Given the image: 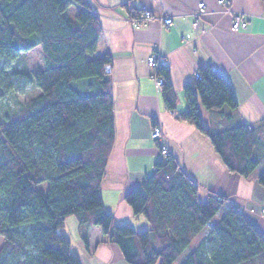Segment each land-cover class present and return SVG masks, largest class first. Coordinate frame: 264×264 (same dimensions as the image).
Wrapping results in <instances>:
<instances>
[{"label": "trees", "instance_id": "1", "mask_svg": "<svg viewBox=\"0 0 264 264\" xmlns=\"http://www.w3.org/2000/svg\"><path fill=\"white\" fill-rule=\"evenodd\" d=\"M72 6L79 8L75 19L66 15ZM101 35L89 0H0V60L11 64L37 47L43 56V66L28 76L39 95L0 120V264H82L62 233L72 216L87 248L85 228L99 227L128 264H174L183 255L181 264H264V234L227 198H203L170 153L126 196L148 229L118 225L106 211L101 186L115 143V114L106 72L111 57L96 56ZM199 73L185 86L188 110L180 118L210 140L229 172L250 178L261 164L257 129H208L196 91L208 111L233 112L238 104L223 74L209 67ZM158 75L165 105L174 110L168 66L160 64ZM17 89L0 67V101ZM258 181L264 188V167Z\"/></svg>", "mask_w": 264, "mask_h": 264}, {"label": "crops", "instance_id": "2", "mask_svg": "<svg viewBox=\"0 0 264 264\" xmlns=\"http://www.w3.org/2000/svg\"><path fill=\"white\" fill-rule=\"evenodd\" d=\"M89 2L102 28L96 56L109 55L112 66L109 77L115 143L101 186L106 211L118 225L149 228L143 216L134 214L126 196L142 188L145 178L155 172L164 147L194 181L203 198L209 194L227 198L264 234V188L258 181L264 167V1L226 0L232 13L248 20L247 29L238 32L232 31V14L225 12L218 0ZM201 2L205 10L197 15ZM74 7L78 13L79 8ZM144 9L156 16H171L172 25L153 21L136 29L127 23L128 17ZM151 54H157L170 70L177 97L174 110L167 109L162 87L155 84L153 76L158 69L148 67ZM206 67L226 77L238 106L233 112L227 107L208 111L196 91L204 125L215 132L239 124L257 129L256 157L261 164L250 178L229 172L210 140L180 118L188 110L185 86L195 81L200 68ZM221 113H232L233 117L226 120ZM155 125H160L164 134L158 141L151 138ZM81 231L77 218H67L62 233L71 241L82 264H128L120 248L103 236L99 227L85 228L88 248Z\"/></svg>", "mask_w": 264, "mask_h": 264}, {"label": "rangeland", "instance_id": "3", "mask_svg": "<svg viewBox=\"0 0 264 264\" xmlns=\"http://www.w3.org/2000/svg\"><path fill=\"white\" fill-rule=\"evenodd\" d=\"M76 14L77 9L74 6H72L66 13V15L70 19H75ZM42 66L43 56L41 48L39 47L35 48L27 54H23L16 62H13L11 64H6L4 60H0V67L5 68L9 71L18 86L17 91L12 92L6 98L0 101V120L6 114H13L18 112L23 104L31 101L37 95H39L40 92L30 82L28 76L38 71ZM41 188L46 190L48 188V184H43ZM220 216L221 214H218L212 222L216 223L220 219ZM72 218L75 220L76 217L72 216ZM3 246L4 239L0 237V251ZM193 247L194 245L191 247V249ZM191 249H189L186 253H188ZM183 259L184 255L180 257L174 264H181Z\"/></svg>", "mask_w": 264, "mask_h": 264}, {"label": "built area", "instance_id": "4", "mask_svg": "<svg viewBox=\"0 0 264 264\" xmlns=\"http://www.w3.org/2000/svg\"><path fill=\"white\" fill-rule=\"evenodd\" d=\"M218 1H219V4L223 6L225 12L232 14V17H233L232 31L238 32V31L246 30L249 24L248 20L241 14L232 13L231 10L227 6L226 0H218ZM204 10H205V4L201 2L199 4V12L197 13V15H202ZM126 21L127 23L132 25L134 28L140 29L143 26H146L147 24L153 21H158L162 23L163 25L169 27L173 23V18L171 16H156L153 14L152 11L148 9H144L143 11L138 12L137 14L128 17ZM147 64L150 69H153V70L158 69L159 65L162 64V60L159 58L157 54H151L147 58ZM111 71H112V66L108 64L106 66V72L109 74ZM153 78H154L155 84L158 87L163 86L164 79L162 76L158 75V72L156 75L153 76ZM195 78L196 79L201 78V75L199 72L195 74ZM163 137H164V134H163L162 127L160 125H155L151 132V138L158 141V140L163 139ZM160 152L163 157H167L169 155V151L167 148H164V147L161 148Z\"/></svg>", "mask_w": 264, "mask_h": 264}]
</instances>
